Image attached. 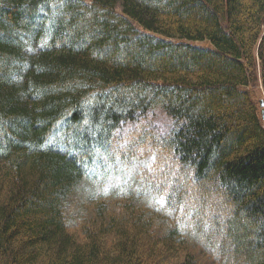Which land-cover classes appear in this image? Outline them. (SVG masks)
Returning <instances> with one entry per match:
<instances>
[{
  "label": "trees",
  "instance_id": "obj_1",
  "mask_svg": "<svg viewBox=\"0 0 264 264\" xmlns=\"http://www.w3.org/2000/svg\"><path fill=\"white\" fill-rule=\"evenodd\" d=\"M261 97L264 0H0V264H264Z\"/></svg>",
  "mask_w": 264,
  "mask_h": 264
},
{
  "label": "rangeland",
  "instance_id": "obj_2",
  "mask_svg": "<svg viewBox=\"0 0 264 264\" xmlns=\"http://www.w3.org/2000/svg\"><path fill=\"white\" fill-rule=\"evenodd\" d=\"M117 10H120V7H117ZM152 113L146 114L143 124H149L151 125L156 131L163 130L166 128L170 122V119L161 111H151ZM136 124H134L135 126ZM123 134L126 133L128 130L133 128V124H127L124 125ZM142 164L147 165V159L131 162L128 167L123 166L122 168L115 169L114 171H111L108 173L107 180L101 179L99 183H95L94 181L87 180L85 182V192L86 193H93L95 192L96 195L100 194V191L103 189L105 192H110L112 189H118L120 188V183H123L125 185H129L131 182L133 183L134 177L136 174H138L139 170L142 167ZM92 185H94V189L92 188ZM92 188V189H91ZM114 191V190H113ZM104 192V191H103Z\"/></svg>",
  "mask_w": 264,
  "mask_h": 264
},
{
  "label": "water",
  "instance_id": "obj_3",
  "mask_svg": "<svg viewBox=\"0 0 264 264\" xmlns=\"http://www.w3.org/2000/svg\"><path fill=\"white\" fill-rule=\"evenodd\" d=\"M259 106L261 108V118L264 121V99L263 98L259 100Z\"/></svg>",
  "mask_w": 264,
  "mask_h": 264
}]
</instances>
